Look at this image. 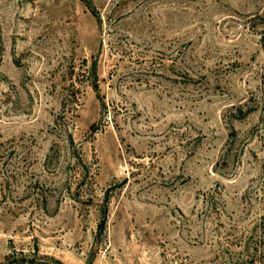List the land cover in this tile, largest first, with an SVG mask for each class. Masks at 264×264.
Here are the masks:
<instances>
[{
  "label": "rangeland",
  "instance_id": "374dc122",
  "mask_svg": "<svg viewBox=\"0 0 264 264\" xmlns=\"http://www.w3.org/2000/svg\"><path fill=\"white\" fill-rule=\"evenodd\" d=\"M264 0H0V264H264Z\"/></svg>",
  "mask_w": 264,
  "mask_h": 264
},
{
  "label": "trees",
  "instance_id": "16d2710c",
  "mask_svg": "<svg viewBox=\"0 0 264 264\" xmlns=\"http://www.w3.org/2000/svg\"><path fill=\"white\" fill-rule=\"evenodd\" d=\"M263 253H264V248H263Z\"/></svg>",
  "mask_w": 264,
  "mask_h": 264
}]
</instances>
